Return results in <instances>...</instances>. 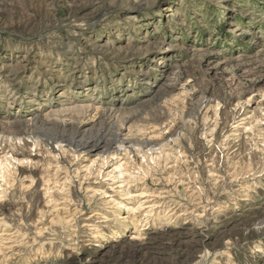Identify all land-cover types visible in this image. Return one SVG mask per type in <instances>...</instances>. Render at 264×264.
I'll list each match as a JSON object with an SVG mask.
<instances>
[{"label": "rangeland", "instance_id": "obj_1", "mask_svg": "<svg viewBox=\"0 0 264 264\" xmlns=\"http://www.w3.org/2000/svg\"><path fill=\"white\" fill-rule=\"evenodd\" d=\"M0 264H264V0H0Z\"/></svg>", "mask_w": 264, "mask_h": 264}, {"label": "bare ground", "instance_id": "obj_2", "mask_svg": "<svg viewBox=\"0 0 264 264\" xmlns=\"http://www.w3.org/2000/svg\"><path fill=\"white\" fill-rule=\"evenodd\" d=\"M29 122V121H28ZM32 122V121H31ZM17 125V124H16ZM25 127H28L25 125ZM26 133V132H25ZM25 139H21L24 147H27L29 146V141L28 139H31V142H33L34 145H37L38 144V140L36 137L34 136H31V134H25L24 137ZM135 142V141H134ZM133 141H123L120 137V135H117L116 136V140L114 141V143L109 146V147H106V146H102V149H103V153H102V156H104V158L106 159V155H111V156H115L117 155L119 152H125V153H128L129 155L131 154V152L133 151L134 153L136 154H140L141 156H145L144 155V148L146 149V147H149L147 151H150V152H154L156 149L155 147L156 146H159L160 143L162 144V142H164V139L161 140V142H150V141H147V143H143L142 145H140L141 147L138 148L137 150V147H136V150L134 149V146L136 144H134ZM64 143L63 140H57L55 141V144L60 148V144ZM67 144L70 146L71 144H77L76 148L78 149L79 153L80 154H88V153H91V152H97L98 150H100L101 148V142L100 141H97V143H93V144H89V143H77L73 140H70L67 142ZM165 144V143H164ZM137 145V144H136ZM72 146V145H71ZM111 150V151H110ZM21 151V150H20ZM23 151V150H22ZM21 151V152H22ZM132 152V153H133ZM23 153V152H22ZM126 155V154H125ZM147 155V154H146ZM136 156V155H135ZM103 158V159H104ZM263 222V221H262ZM262 224V223H261Z\"/></svg>", "mask_w": 264, "mask_h": 264}]
</instances>
